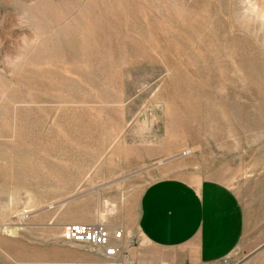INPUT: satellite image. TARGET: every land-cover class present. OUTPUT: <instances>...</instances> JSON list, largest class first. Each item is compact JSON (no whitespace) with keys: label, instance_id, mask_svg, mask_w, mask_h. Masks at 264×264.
<instances>
[{"label":"rangeland","instance_id":"rangeland-1","mask_svg":"<svg viewBox=\"0 0 264 264\" xmlns=\"http://www.w3.org/2000/svg\"><path fill=\"white\" fill-rule=\"evenodd\" d=\"M162 177L261 208L264 0H0V264H119L63 228Z\"/></svg>","mask_w":264,"mask_h":264},{"label":"crops","instance_id":"crops-1","mask_svg":"<svg viewBox=\"0 0 264 264\" xmlns=\"http://www.w3.org/2000/svg\"><path fill=\"white\" fill-rule=\"evenodd\" d=\"M257 202L215 179L154 180L136 225L124 229L139 241L129 249L133 264H264V196Z\"/></svg>","mask_w":264,"mask_h":264},{"label":"built area","instance_id":"built-area-1","mask_svg":"<svg viewBox=\"0 0 264 264\" xmlns=\"http://www.w3.org/2000/svg\"><path fill=\"white\" fill-rule=\"evenodd\" d=\"M124 236L122 229L111 230L100 222H73L67 224L62 231L65 241L88 245L101 256L119 264H133L129 249L136 240Z\"/></svg>","mask_w":264,"mask_h":264}]
</instances>
